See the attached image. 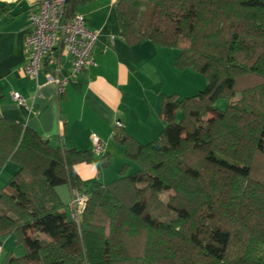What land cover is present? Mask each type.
<instances>
[{"label": "trees", "instance_id": "trees-1", "mask_svg": "<svg viewBox=\"0 0 264 264\" xmlns=\"http://www.w3.org/2000/svg\"><path fill=\"white\" fill-rule=\"evenodd\" d=\"M92 1L68 0L67 18ZM115 10L127 45L177 51L175 68L207 86L163 97L157 141L118 131L126 162L108 185L87 187L74 170L93 151L53 148L0 115V168L15 166L0 238L24 249L2 264H264V0H117ZM60 186L88 197L78 225Z\"/></svg>", "mask_w": 264, "mask_h": 264}, {"label": "crops", "instance_id": "crops-1", "mask_svg": "<svg viewBox=\"0 0 264 264\" xmlns=\"http://www.w3.org/2000/svg\"><path fill=\"white\" fill-rule=\"evenodd\" d=\"M43 1L0 0V115L36 132L53 148L93 151L91 139L96 137L103 152L93 154V163L74 170L87 187L94 182L111 184L126 162L122 141H116L115 134L125 133L141 145L157 141L165 126L159 115L163 97L191 95L190 79L200 85L202 80L193 77L191 70L175 68L178 52L173 49L158 48L150 42L127 45L120 36L117 0H93L75 12L98 35L92 52L94 64L72 79L65 93L59 95L47 81V62L37 82L25 73L28 14ZM51 59L57 61L63 75L68 74L69 56L54 52ZM12 93L19 94L28 108L18 106L11 99ZM117 123L122 128H117ZM14 172L11 163L0 168V190ZM56 191L69 216L72 191L68 186ZM23 253L14 236L0 238V264L9 254L18 257Z\"/></svg>", "mask_w": 264, "mask_h": 264}, {"label": "built area", "instance_id": "built-area-1", "mask_svg": "<svg viewBox=\"0 0 264 264\" xmlns=\"http://www.w3.org/2000/svg\"><path fill=\"white\" fill-rule=\"evenodd\" d=\"M68 0H45L38 7H32L28 14V29L25 38L27 63L25 73L33 82H37L39 73L47 67L46 78L53 84L59 95L65 93L68 83L82 71L94 64L92 52L98 41L96 32L86 27L84 17L76 14L68 19L66 15ZM54 52L69 56L71 63L67 75H63L57 61L51 57ZM11 99L20 107L28 108L24 99L16 93ZM117 128H122L120 123ZM93 153L103 152L101 141L92 137ZM88 197L73 191L68 205L70 219L79 224Z\"/></svg>", "mask_w": 264, "mask_h": 264}, {"label": "rangeland", "instance_id": "rangeland-1", "mask_svg": "<svg viewBox=\"0 0 264 264\" xmlns=\"http://www.w3.org/2000/svg\"><path fill=\"white\" fill-rule=\"evenodd\" d=\"M189 73L191 75H193V77H197V78L202 80L201 85H200V82L195 81L194 78L190 79V83H189V87H190V91L189 92L190 93H188V94H191V95H186V96L192 97V96H195V95L199 94L200 92H203L205 90L206 86H207V83H206V80L200 74H197L195 72H189ZM197 86H200L199 90L197 89L198 88ZM184 94H187V93H184ZM186 96L185 97H180V98H186ZM228 104H229V102L227 100H219V101H217L215 103L214 108L216 110H218V111H224L227 108ZM212 116H214V114L208 115V118H210ZM137 170H138L137 164L134 163V162H130L129 163V168H128V174H134ZM60 187H62V186H60ZM170 194H171L170 192H166V193L162 194L161 195L162 200L165 201L167 196H169Z\"/></svg>", "mask_w": 264, "mask_h": 264}, {"label": "water", "instance_id": "water-1", "mask_svg": "<svg viewBox=\"0 0 264 264\" xmlns=\"http://www.w3.org/2000/svg\"><path fill=\"white\" fill-rule=\"evenodd\" d=\"M124 139H122V141H123ZM154 149L155 150H157V151H159V147L158 146H154Z\"/></svg>", "mask_w": 264, "mask_h": 264}]
</instances>
